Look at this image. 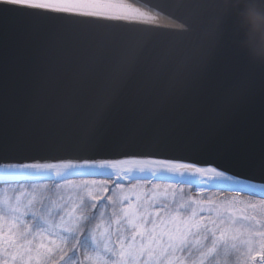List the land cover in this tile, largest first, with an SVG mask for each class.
Segmentation results:
<instances>
[{
	"label": "water",
	"instance_id": "1",
	"mask_svg": "<svg viewBox=\"0 0 264 264\" xmlns=\"http://www.w3.org/2000/svg\"><path fill=\"white\" fill-rule=\"evenodd\" d=\"M134 1L167 23L0 5V164L159 157L264 184L261 68L231 23L211 50L198 6L213 0ZM130 45L137 70L102 106L103 74Z\"/></svg>",
	"mask_w": 264,
	"mask_h": 264
},
{
	"label": "snow or ice",
	"instance_id": "2",
	"mask_svg": "<svg viewBox=\"0 0 264 264\" xmlns=\"http://www.w3.org/2000/svg\"><path fill=\"white\" fill-rule=\"evenodd\" d=\"M0 5L127 24L152 19L125 0ZM198 7L212 10L203 17L208 26L215 5ZM137 62L138 45H130L104 72L102 106L128 82ZM260 78L264 165V68ZM0 182L6 185L0 190V264H264V184L214 166L135 156L33 160L0 164ZM218 192L235 195H209ZM240 193L261 198L241 199Z\"/></svg>",
	"mask_w": 264,
	"mask_h": 264
},
{
	"label": "clouds",
	"instance_id": "3",
	"mask_svg": "<svg viewBox=\"0 0 264 264\" xmlns=\"http://www.w3.org/2000/svg\"><path fill=\"white\" fill-rule=\"evenodd\" d=\"M213 4L214 15L204 31L209 48L220 45L231 23L249 63L264 68V0H213Z\"/></svg>",
	"mask_w": 264,
	"mask_h": 264
},
{
	"label": "trees",
	"instance_id": "4",
	"mask_svg": "<svg viewBox=\"0 0 264 264\" xmlns=\"http://www.w3.org/2000/svg\"><path fill=\"white\" fill-rule=\"evenodd\" d=\"M12 186L15 187L16 185L13 183ZM5 187L6 185L3 182H0V190H3V188ZM185 191L188 192L189 190L185 189ZM209 195H214L217 198H231L233 195H235V193L218 192V193H209ZM239 196L241 199H247V200H256L261 198L258 195L250 196V195H246L245 193H240Z\"/></svg>",
	"mask_w": 264,
	"mask_h": 264
},
{
	"label": "bare ground",
	"instance_id": "5",
	"mask_svg": "<svg viewBox=\"0 0 264 264\" xmlns=\"http://www.w3.org/2000/svg\"><path fill=\"white\" fill-rule=\"evenodd\" d=\"M125 2H130L133 6L138 7L140 10L148 13L152 17V19H150L148 22L167 23L165 18H163L160 15H158L157 13L149 10L145 6L139 4L138 2H136L134 0H125Z\"/></svg>",
	"mask_w": 264,
	"mask_h": 264
}]
</instances>
